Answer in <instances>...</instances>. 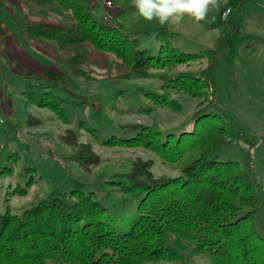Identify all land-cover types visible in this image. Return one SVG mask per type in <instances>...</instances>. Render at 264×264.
Segmentation results:
<instances>
[{"label":"trees","instance_id":"trees-1","mask_svg":"<svg viewBox=\"0 0 264 264\" xmlns=\"http://www.w3.org/2000/svg\"><path fill=\"white\" fill-rule=\"evenodd\" d=\"M20 1L30 11L54 9L66 18L62 27L24 24L22 33L26 42L50 48L74 75L93 77L90 46L111 57L102 80L144 76L149 68L198 57V53H183L173 47L172 31L158 20L134 31L117 21L115 25L102 21L89 10L86 0ZM128 9L135 10V4L114 16ZM139 36H152L158 42L156 53L142 44ZM203 54L207 65L202 70L180 72L167 79L162 93L145 92L153 103L173 109L177 103L170 98L171 88L199 98L190 131L180 132L175 139L169 133L162 140L156 127L127 123L122 128L132 132L131 136L102 139L108 145L150 149L167 163H175L194 148L199 152L178 176H154L149 169L151 160H137L122 174L130 184L125 191L144 194L136 213L128 217V230L120 232L110 218L101 217L104 208L92 193L57 187L21 215L13 214L9 207L0 212V264H190L194 254L205 255L210 264H264V237L253 223L263 201L247 170L235 160H218L216 156L232 142L251 145L252 140L239 133L235 121L221 112L215 100L218 48H204ZM33 101L53 109L67 122V109L52 92L41 90ZM80 126L86 128L84 123ZM77 137L71 129L58 135L61 143L72 148L70 158L81 169L98 165L100 158L92 146L80 143Z\"/></svg>","mask_w":264,"mask_h":264},{"label":"rangeland","instance_id":"rangeland-1","mask_svg":"<svg viewBox=\"0 0 264 264\" xmlns=\"http://www.w3.org/2000/svg\"><path fill=\"white\" fill-rule=\"evenodd\" d=\"M86 1L89 10L102 21L111 25L117 21L129 30H140L157 20L144 19L136 9L114 16L134 0H108L110 6L104 0ZM215 5L209 6L202 21L184 15L165 23L173 33L170 44L183 53H198L197 59L149 68L146 75L129 79L102 80L111 57L91 46L88 49L93 77L71 74L50 48L25 42L22 31L14 32L12 37L20 47L17 52L21 53L0 50V212L9 207L13 214L21 215L54 188L69 192L80 189L92 193L104 208L101 217L110 218L120 232L128 230V217L136 213L144 194L125 191L130 184L122 174L137 160H151L149 169L154 176H178L199 152L194 148L175 163H167L150 149L108 145L102 139L131 136L132 132L122 128L127 123L156 127L162 140L169 133L175 139L180 132L190 131L191 115L199 98L171 88L170 98L177 103L173 109L153 103L145 92L162 93L161 86L167 79L180 72L202 70L207 65L203 49L218 48L215 100L221 112L235 121L239 133L252 141L251 145L232 142L216 156L218 160L237 161L251 175L256 193L263 201L253 223L256 232L264 237V0H215ZM1 8L9 14L5 6ZM13 11L16 23L20 19L23 23L33 15L27 13L24 17ZM34 11H46L49 25L62 27L65 23L66 18L57 10ZM139 37L142 44L156 53L158 42L152 36ZM41 90L61 98L67 109V122L53 109L33 101ZM65 129L76 132L80 143L92 146L100 158L98 165L81 169L70 158L72 148L58 139ZM21 189L26 191L21 194ZM190 264H210V261L205 255L194 254Z\"/></svg>","mask_w":264,"mask_h":264},{"label":"clouds","instance_id":"clouds-1","mask_svg":"<svg viewBox=\"0 0 264 264\" xmlns=\"http://www.w3.org/2000/svg\"><path fill=\"white\" fill-rule=\"evenodd\" d=\"M134 4L144 19H157L161 24L173 18L179 20L184 15L202 21L208 14L209 6H216L215 0H134Z\"/></svg>","mask_w":264,"mask_h":264},{"label":"crops","instance_id":"crops-1","mask_svg":"<svg viewBox=\"0 0 264 264\" xmlns=\"http://www.w3.org/2000/svg\"><path fill=\"white\" fill-rule=\"evenodd\" d=\"M0 4L5 6L8 10L7 14L0 5V50L2 48H6L10 50V52H17L20 48L16 43L15 39L12 37L13 33L16 31H22L21 27L25 23H40V24H48V16L46 11H30L25 4H23L20 0H0ZM13 10L17 12H21L24 17L27 16V13L33 14L30 16V19L27 17L26 20L22 23V20H18L19 22H15V18L12 15L14 13ZM54 10V9H53ZM46 12V13H45ZM15 14V13H14ZM35 14V15H34ZM4 15H7L4 16ZM23 35V33H22ZM25 41V40H24ZM26 42V41H25ZM38 51V50H37ZM21 53V52H17Z\"/></svg>","mask_w":264,"mask_h":264},{"label":"built area","instance_id":"built-area-1","mask_svg":"<svg viewBox=\"0 0 264 264\" xmlns=\"http://www.w3.org/2000/svg\"><path fill=\"white\" fill-rule=\"evenodd\" d=\"M91 1L99 2L100 0H91ZM104 1H105L106 5H108V6L111 5L110 1H108V0H104ZM104 18H106V14H104Z\"/></svg>","mask_w":264,"mask_h":264}]
</instances>
